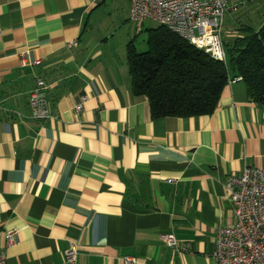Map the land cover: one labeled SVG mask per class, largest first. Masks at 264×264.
<instances>
[{"label":"crops","instance_id":"crops-1","mask_svg":"<svg viewBox=\"0 0 264 264\" xmlns=\"http://www.w3.org/2000/svg\"><path fill=\"white\" fill-rule=\"evenodd\" d=\"M119 8L129 18L130 0H0V231H18L8 264H217V226L234 222L225 179L264 167V105L241 79L211 114L152 117L128 44L98 27ZM37 78L42 121L29 108ZM167 232L188 250L167 247Z\"/></svg>","mask_w":264,"mask_h":264},{"label":"built area","instance_id":"built-area-1","mask_svg":"<svg viewBox=\"0 0 264 264\" xmlns=\"http://www.w3.org/2000/svg\"><path fill=\"white\" fill-rule=\"evenodd\" d=\"M228 7L229 0H130L129 19L141 24L154 20L212 59L225 63L221 30ZM20 62L22 66L29 64L26 53L21 54ZM45 90V82L37 78L29 93L30 114L35 120L51 117ZM87 99L83 96L75 105L77 113ZM224 185L234 222L217 226L213 258L217 264H264V167L247 166L238 175H228ZM160 239L177 252L188 250L187 245L179 247L171 232L161 233ZM17 241V230L0 231V264H8L5 250ZM76 254L77 247L71 243L65 250L66 263H73ZM121 261L137 264L135 257H123Z\"/></svg>","mask_w":264,"mask_h":264},{"label":"trees","instance_id":"trees-1","mask_svg":"<svg viewBox=\"0 0 264 264\" xmlns=\"http://www.w3.org/2000/svg\"><path fill=\"white\" fill-rule=\"evenodd\" d=\"M240 28L245 33L224 44L228 63L161 25L150 34L146 51L129 42L126 61L133 93L147 97L153 118L208 115L225 85L239 78L251 100L264 105V19L257 27Z\"/></svg>","mask_w":264,"mask_h":264},{"label":"rangeland","instance_id":"rangeland-1","mask_svg":"<svg viewBox=\"0 0 264 264\" xmlns=\"http://www.w3.org/2000/svg\"><path fill=\"white\" fill-rule=\"evenodd\" d=\"M231 2L235 4L230 5L229 3L221 30V41L226 46L237 36L245 33L240 26L257 27L264 19V0H231ZM102 24L98 27L111 32L109 38L112 45L123 48L129 42H133L140 52L147 50V40L150 34L160 27V24L151 19L143 24L130 20L120 8L118 11H112L111 16ZM228 60L229 58H227V63Z\"/></svg>","mask_w":264,"mask_h":264}]
</instances>
